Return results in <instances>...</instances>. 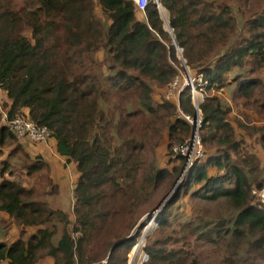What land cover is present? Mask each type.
<instances>
[{"label":"trees","instance_id":"obj_1","mask_svg":"<svg viewBox=\"0 0 264 264\" xmlns=\"http://www.w3.org/2000/svg\"><path fill=\"white\" fill-rule=\"evenodd\" d=\"M160 3L169 31L154 2L142 13L131 0H0L2 107L9 119L47 127L77 175L72 206L43 199L40 189L59 192L53 166L31 155L29 139L0 113V264H128L140 219L160 209L187 165L173 148L193 126L164 98L183 70L177 47L192 76L208 82L199 106L204 158L156 216L144 264H201L198 247L215 248L219 264H256L252 254L264 251V205L252 194L264 186V159L251 150H264V124L250 116L264 118V0ZM228 89L230 98L219 94ZM180 107L196 117L191 87ZM164 133L171 161L162 166ZM185 198L226 208L189 214L178 205Z\"/></svg>","mask_w":264,"mask_h":264},{"label":"rangeland","instance_id":"obj_2","mask_svg":"<svg viewBox=\"0 0 264 264\" xmlns=\"http://www.w3.org/2000/svg\"><path fill=\"white\" fill-rule=\"evenodd\" d=\"M262 1V0H261ZM254 9H257V3L256 5L253 6ZM162 17L163 19H165L166 21L168 20V12L166 10H162ZM166 28V25H165ZM183 54V52H182ZM179 59L181 60V66L183 67V70L180 71V78H182L183 76H185L186 74V61L183 59V57L179 56ZM185 63V65H184ZM190 68V67H189ZM192 69V68H191ZM189 71V70H188ZM261 77L264 78V71L261 74ZM229 92L230 90H225V92H223V94L221 93L220 95H223L226 98H230L229 96ZM162 92H160L161 94ZM159 94V93H158ZM162 99V98H161ZM160 100V99H159ZM0 109L5 110V106H1ZM1 111V110H0ZM254 114L250 115L251 119H252V124L255 125H262V121L263 119L260 118L259 116H253ZM29 144V153H31V155H35V152H42L45 156H47V159L49 160V162L52 164L53 166V170H54V175H53V181L55 183H57L59 185V192L56 194H53L52 196L50 195L48 197V195L50 194V190L49 187L47 188H43L40 189L41 192L43 193V199L45 200H49L51 201L53 204H59V205H63V207H68L69 205L72 206L73 205V191H74V186H75V178H76V171L74 170L73 166V170L68 168V166L65 164V161H63L58 154L55 152L54 148L51 146V144H48V146H43V145H39L38 143H34L32 141L27 140L26 141ZM248 144V148L251 149L250 145L252 146L251 141H247ZM168 143V136L167 133L163 134V138H162V142L160 145V148L157 150V161H160V164L162 166H164L165 164H168L167 162L171 161V157L168 158L166 153H167V144ZM44 148V150H43ZM254 153L258 154L259 156H261L264 159V150L261 148L260 145H256L251 149ZM46 152L48 153V155L46 154ZM36 156V155H35ZM5 158V156H4ZM1 159V158H0ZM14 165L17 167L16 168V177L17 179L24 184V186H26V188H31V186L34 183V180H30L28 177L24 176L23 170L21 168V161L17 160L16 158L12 159ZM172 161H174L172 159ZM175 166L177 165L176 162ZM183 174V173H182ZM185 177V176H184ZM181 178L182 175L180 177V179L177 180L176 185L174 187V189L171 191V193L169 194V196L166 198L165 202H168L173 195H175V193L177 192V190L179 189V186L181 185ZM178 186V188H177ZM165 189H167L169 187L168 184L164 185ZM67 205V206H66ZM179 207H182L183 212L186 213H194V215H199V214H203L208 215V214H216L218 211L224 210L226 207L225 206H220L218 204H209V203H202V202H195V201H190L188 200V198H185V201L183 203L178 204ZM147 214H145L139 221V223L142 224H147L148 223V218L149 216H147ZM146 217V218H145ZM73 220V219H72ZM153 223V221L149 222ZM148 226V225H147ZM147 226L142 230L141 232V236L137 239V244L134 246V248L132 249V251L130 252L128 258L129 260L134 256V252H136V256H135V261L136 263H139V255L141 254V252H146L145 251V247L147 244V237H150L153 235V232L155 231V229L157 228V226L153 223L152 226V230L149 231L150 233L148 235H144L145 234V229L147 228ZM151 226V225H150ZM49 227H53V224H50ZM138 226H136L133 230H132V235L136 233ZM58 240V237L55 238V242ZM239 246H235L234 248H238ZM193 251H195V249H192ZM215 248L213 247H204V248H196V253L199 255V259L201 264H219V259H221V255L218 256L214 253ZM128 260V263H129ZM252 261L256 264H264V251L262 252V254L258 255V254H252ZM106 263V260L103 261V264Z\"/></svg>","mask_w":264,"mask_h":264},{"label":"built area","instance_id":"obj_3","mask_svg":"<svg viewBox=\"0 0 264 264\" xmlns=\"http://www.w3.org/2000/svg\"><path fill=\"white\" fill-rule=\"evenodd\" d=\"M133 1L138 10L145 13L146 8L151 2H154L161 9L160 0H131ZM178 55L181 56L183 49L177 47ZM181 76V75H180ZM178 76L165 91L164 98L166 101H173L177 106L178 118H184L189 124L197 129L195 135L192 134L189 138L185 139L182 144L176 145L173 148V152L177 155L186 157L187 165L186 171L192 167L196 160L204 158V147L200 138V128L202 126V112L199 106L204 102L206 95L205 87L208 82L203 79V76L194 78L190 73V70L186 69V74L182 78ZM198 82V84H197ZM186 87H191L193 105L196 109V117L185 115L180 107V95ZM6 100V92L0 84V107ZM2 113V119L8 126L9 130L14 133L19 139H29L30 141L38 144L48 145L52 140V134L45 126H39L35 122L25 117H16L9 119L8 113L0 109ZM252 194L255 195L260 204L264 205V186L261 189L253 188ZM134 256L129 260L128 264H144L149 260V255L146 252H141L139 255V263H136Z\"/></svg>","mask_w":264,"mask_h":264},{"label":"water","instance_id":"obj_4","mask_svg":"<svg viewBox=\"0 0 264 264\" xmlns=\"http://www.w3.org/2000/svg\"><path fill=\"white\" fill-rule=\"evenodd\" d=\"M164 21H165V25H166V30H170V28H169V24H168V20L166 21L165 19H164ZM182 56V55H181ZM180 56V57H181ZM184 65H185V63H184ZM185 68L187 69V67L185 66ZM196 132H197V129L194 127L193 128V135H195L196 134ZM186 175V170L183 172V174H182V178H181V181H182V179L184 178V176ZM177 188H178V186H177ZM166 201V200H165ZM164 201V203L162 204V206L160 207V209H158V210H156V211H154V212H152V213H150V214H148L147 216H149V217H147L148 218V223L145 225V227L149 224V222H151V221H153V223L157 226V224H156V221H155V218H156V216L158 215V213L161 211V208H163L164 207V205H165V202ZM146 218V217H145ZM143 236H144V233H143Z\"/></svg>","mask_w":264,"mask_h":264},{"label":"crops","instance_id":"obj_5","mask_svg":"<svg viewBox=\"0 0 264 264\" xmlns=\"http://www.w3.org/2000/svg\"><path fill=\"white\" fill-rule=\"evenodd\" d=\"M215 93H216V92H213L212 94L214 95ZM221 93L223 94V92H219V94H221ZM229 94H230V92H229ZM6 99H7V92H6ZM5 101H7V100H5ZM5 111H6V109H5ZM247 112H248V114L251 113L250 110H247ZM0 113H1V111H0ZM233 114H234V112H233ZM254 115H256V114H254ZM1 116H2V114H1ZM262 119H263V121H262V125H263V124H264V118H262ZM2 123L5 124L4 121H3V119H2ZM52 140H53V139H52ZM52 140H51V142H50L49 144H51V146H52V147L54 148V150H55V147L53 146V143H52L53 141H52ZM39 145H43V144H39ZM43 146L45 147V146H48V145H43ZM45 148H46V147H45ZM43 150H44V148H43ZM55 152H56V151H55ZM62 160H63V159H62ZM63 161H64V160H63ZM69 168L73 170L72 167H69ZM53 172H54V171H53ZM76 178H77V175H76ZM76 178H75V179H76Z\"/></svg>","mask_w":264,"mask_h":264},{"label":"bare ground","instance_id":"obj_6","mask_svg":"<svg viewBox=\"0 0 264 264\" xmlns=\"http://www.w3.org/2000/svg\"><path fill=\"white\" fill-rule=\"evenodd\" d=\"M148 233H150V232L149 231H145V234L144 235L146 236Z\"/></svg>","mask_w":264,"mask_h":264},{"label":"clouds","instance_id":"obj_7","mask_svg":"<svg viewBox=\"0 0 264 264\" xmlns=\"http://www.w3.org/2000/svg\"><path fill=\"white\" fill-rule=\"evenodd\" d=\"M181 59V58H180ZM187 69L189 70V68L187 67ZM185 170H186V168H185ZM188 171V170H187ZM187 171H186V173H187Z\"/></svg>","mask_w":264,"mask_h":264}]
</instances>
